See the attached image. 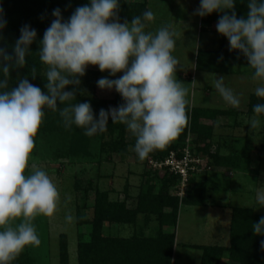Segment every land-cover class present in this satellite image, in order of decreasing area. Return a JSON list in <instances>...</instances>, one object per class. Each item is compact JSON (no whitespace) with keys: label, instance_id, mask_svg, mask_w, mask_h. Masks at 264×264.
<instances>
[{"label":"clouds","instance_id":"9594fccd","mask_svg":"<svg viewBox=\"0 0 264 264\" xmlns=\"http://www.w3.org/2000/svg\"><path fill=\"white\" fill-rule=\"evenodd\" d=\"M236 3L200 0L194 15L222 13L217 31L227 37L230 51L238 50L247 58L254 70L252 79L258 82L255 95L264 100V0H248L245 18L237 17ZM119 9L120 0H89L68 20L60 9L53 11L55 19L39 42L40 60L47 66V94L28 78L9 89L10 70L24 68L37 31L30 25L20 29L12 46L14 56L0 47V264H12L26 247H38L34 219L52 217L57 211L60 193L49 175L39 168L26 172L46 109L59 112L66 128L75 125L88 137L106 132L111 117L136 138L133 150L140 160L165 149L187 125L188 90L177 79L179 61L173 55L180 34L172 25L147 31L155 20L152 11L121 23ZM6 27L0 6V32ZM90 65L111 76L123 72L118 79L97 81L100 89H114L124 101L119 107L101 109L98 119L90 103H71ZM69 86H74L72 91L65 90ZM213 86L226 105L239 108L240 97L226 86L223 76ZM253 112L250 126L255 130L261 125L264 103H257ZM257 203L264 208V193L257 194ZM66 219L71 223L73 217ZM253 232L264 236V217L253 224ZM260 247L264 250V240Z\"/></svg>","mask_w":264,"mask_h":264},{"label":"trees","instance_id":"16d2710c","mask_svg":"<svg viewBox=\"0 0 264 264\" xmlns=\"http://www.w3.org/2000/svg\"><path fill=\"white\" fill-rule=\"evenodd\" d=\"M248 0H237L235 12L238 18H245L249 11ZM89 3V0H0V6L4 9L7 27L0 32V47L14 56L12 46L19 39L20 29L24 25H30L38 33L37 41L31 46V53L27 56L24 68H12L9 76V89L18 86L20 79L28 78L34 86L41 88L47 94L45 87L47 81L44 78V64L40 60V40L51 22L55 19L53 11L60 9L62 16L68 20L76 8ZM149 11L147 0L142 2L120 0L118 10L119 22H131L133 17L142 16ZM231 14V13H229ZM222 13H213L201 18V32L210 33L217 31V23ZM221 35V34H220ZM225 38V36L221 35ZM237 51V50H236ZM233 51L221 47L217 51L199 50L196 61V69L202 73L215 75L234 74L235 56ZM80 92L72 104L88 102L92 105L96 118H99L101 109L119 107L124 103L118 92L112 100H99L95 97H86L84 89L94 90L99 79V72L88 71L81 77ZM74 86H69L66 91H72ZM257 103H264L255 94L249 97L247 115L254 117L253 107ZM58 107L63 105L58 103ZM235 112H223L211 109H191L187 106L188 122L183 132L163 150H156L149 156L164 158L169 152L185 144L187 137L193 135V152L210 158V166L215 169L226 168L234 171H243L249 167L248 157L223 158L210 154L212 125L201 124V118L214 119L218 116H235ZM264 121V116H261ZM100 135V140H98ZM94 137H88L84 130L72 126L68 129L64 126L59 112L45 110L43 122L35 137V145L46 143L42 148L47 150L58 161H78L94 158L92 144L100 143L101 156L112 157L117 153L121 156L128 155L130 148L134 149L136 138L126 130L123 124H114L109 117L107 131ZM264 137V128H263ZM108 139V140H107ZM264 142V138H263ZM35 148V147H34ZM33 150L31 155L36 154ZM264 153V143L263 150ZM30 155V156H31ZM249 162H251L249 160ZM248 163V164H247ZM248 165V166H247ZM247 170V169H246ZM212 173V172H211ZM193 178L191 176L185 198L181 199L173 195L172 191L180 183V177L166 174L160 177L154 173H146L144 182L133 205H129V199H114L111 194L114 191L100 190L88 183L83 189L82 184H77V191H82L85 198H92V217L86 218L82 209L77 210L78 229V264H173L174 250L176 246V228L182 207L203 208L211 200L209 196V175ZM93 192V196H89ZM128 188H126V195ZM85 200V199H84ZM264 214L260 215L253 208H232L229 233V246L201 247L203 251L202 264H264V250L260 242L264 236L255 235L253 224L258 223ZM158 224V230L153 234H146V229L138 227L139 224L148 226L150 223ZM112 226L129 227L131 234L119 231L112 235ZM59 258L61 264H69V244L66 235L60 239ZM28 253H21L12 264H30ZM224 259L227 261L224 262Z\"/></svg>","mask_w":264,"mask_h":264},{"label":"rangeland","instance_id":"374dc122","mask_svg":"<svg viewBox=\"0 0 264 264\" xmlns=\"http://www.w3.org/2000/svg\"><path fill=\"white\" fill-rule=\"evenodd\" d=\"M131 1L142 2L143 0ZM147 1L149 11L154 13L155 20L148 23L146 30L156 32L162 26L172 25L180 34L176 39L173 55L179 61L176 72L177 79L183 82L187 89L189 87L190 90V95L187 94L188 103L192 102L197 107L199 105V107L211 109L230 108L231 106L224 103L213 86L214 80L218 76H223L226 86L240 97L239 108L231 107L230 110L231 112L236 111L238 113L236 114L237 117L229 115L227 117L218 116L214 119L201 118L200 123L213 126L210 154L213 156L218 154L223 158H234L245 156V150L249 167L244 168L247 169L245 170L249 174L242 172L244 175H240L237 171L231 169L211 167L209 157L196 155L193 152V142L196 139L193 135H189L184 142L185 144L171 150L164 158L149 156L144 160L138 159L133 148H130L129 154L125 156L117 153L113 154L112 157L101 156V146L97 142L100 140L99 134L98 140L92 144L94 158L86 160L58 161L52 155H48L47 150L42 148L46 143L36 144L34 150L37 153L35 152L36 154L30 156L26 172L34 168L44 170L59 190L60 200L57 211L52 217L37 216L33 221L41 243L38 247H26L23 251V253H28L27 255L31 260L30 264H61L59 243L63 235L68 238L69 264H78L77 210L78 208L82 209V214L90 219L93 203L92 198L84 197L82 192L84 190L77 191V184H82L83 189H86L89 183L93 185L94 189L98 187L100 190L114 191L120 199L124 198L126 188H128V194H132L134 198L140 191L146 173L153 176L155 173L161 178L166 174L171 175L164 171H154L152 162L164 161L173 152L181 156L188 146H190L193 156L202 160L200 171L192 174V177H204L205 173L212 172L209 175V196L211 197L209 203L215 208L210 209L208 204V207L203 208H182L177 224L178 230L176 228L177 236L181 232V236L184 235V238H180L184 241L190 242L192 239L195 243L200 244L209 243L216 239L221 243L223 241L228 242L226 236H228L229 210L231 207L253 208L257 214H264V208H261V205L257 203V194L264 193V153H262L264 121L260 118V127L252 130L250 121L253 117L247 115L249 97L255 94V88L258 86V82L252 79L254 70L249 67L247 58L237 50L233 51L236 54L234 74L213 75L197 71L196 61L199 50L217 51L221 47L229 50L230 44L227 37H222L214 32L215 30L210 33L201 32V17L194 15L196 9L200 6V0ZM46 71L47 66L45 65L44 76H46ZM88 71L99 72V79L115 80L123 75V72H121L117 73L116 76H111L109 72H101L98 66L92 65L87 68L86 73ZM115 93L114 89L102 90L97 84L94 90L84 89L86 97H95L99 100H112ZM179 185H177V188ZM188 190L189 187L187 186L186 193ZM172 194L176 195L177 189H174ZM89 196L92 197L93 192ZM68 215L73 217L71 223L66 219ZM182 249H180V253ZM226 261L224 259V262Z\"/></svg>","mask_w":264,"mask_h":264},{"label":"crops","instance_id":"0c3cea01","mask_svg":"<svg viewBox=\"0 0 264 264\" xmlns=\"http://www.w3.org/2000/svg\"><path fill=\"white\" fill-rule=\"evenodd\" d=\"M208 74V73H207ZM215 75V74H213ZM183 79V78H182ZM181 79V80H182ZM184 80V79H183ZM185 87L186 85L181 82ZM188 95H190V90H189V87H188ZM193 97V96H192ZM189 102H190V99H189ZM188 105L193 108H202V109H211V108H205V107H198L195 105V103H188ZM211 110H219V111H223V112H228L231 110V107H227V109H211ZM215 172V171H213ZM240 175H244L242 172H247L246 170H243V171H237ZM247 174H249V172H247ZM257 174V173H256ZM138 196V194H137ZM136 197H132V194H127V195H124V198H119L117 194H115L114 192L111 194V197L114 198V199H120V200H124L126 199V197L129 199V205H133L134 202L136 201ZM209 205V208H215V206L211 205V203H207ZM206 207H208L206 205ZM184 208V207H182ZM182 208H181V211H182ZM232 209V207H231ZM231 209L229 210V214H230V220H229V224H228V236H226V238L228 237V242L227 241H223V243L219 242V240H215V241H211L209 243H203V244H200V243H195L192 239L190 242H186L184 241L182 238L180 237H183L184 238V235L181 236V232L178 234V236L176 235V246H175V250H174V258H173V264H202V258H203V251L202 249H200L201 247H213V246H220V247H227L229 246V233H230V223H231ZM180 211V213H181ZM155 222H152L150 223L148 226H146L145 224H139L138 227H141V228H144L146 229V234H153L154 231L158 230V224H154ZM112 231V235H117L119 233V231H125V232H128L129 234H131V230L129 227H117V226H112L111 229ZM177 230H178V227H177ZM154 235V234H153ZM181 239V240H179ZM182 249L181 253L179 252L180 249Z\"/></svg>","mask_w":264,"mask_h":264},{"label":"built area","instance_id":"2783aa9c","mask_svg":"<svg viewBox=\"0 0 264 264\" xmlns=\"http://www.w3.org/2000/svg\"><path fill=\"white\" fill-rule=\"evenodd\" d=\"M151 164L154 167V171H164L180 177V185L176 188V195L183 198L186 196V189L192 174L200 171L202 160L194 157L190 146H188L181 156L173 152L168 159L157 163L152 162Z\"/></svg>","mask_w":264,"mask_h":264}]
</instances>
